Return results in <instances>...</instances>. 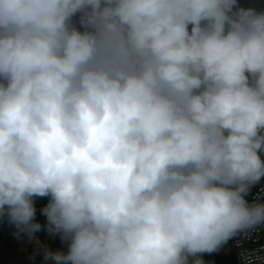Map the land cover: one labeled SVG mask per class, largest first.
I'll return each instance as SVG.
<instances>
[{
  "label": "clouds",
  "instance_id": "obj_1",
  "mask_svg": "<svg viewBox=\"0 0 264 264\" xmlns=\"http://www.w3.org/2000/svg\"><path fill=\"white\" fill-rule=\"evenodd\" d=\"M262 181L264 0H0V217L45 262L264 264Z\"/></svg>",
  "mask_w": 264,
  "mask_h": 264
},
{
  "label": "built area",
  "instance_id": "obj_2",
  "mask_svg": "<svg viewBox=\"0 0 264 264\" xmlns=\"http://www.w3.org/2000/svg\"><path fill=\"white\" fill-rule=\"evenodd\" d=\"M242 3L247 4L248 0H242ZM262 185H264V181H262ZM256 191L257 189H253V194H255ZM34 203L37 210L36 214H39L41 212L40 209L44 207L43 197H36ZM35 219L42 225L46 223L45 217L35 216ZM10 242L16 243L19 246L25 243L27 245V251L29 252L32 251V249L41 251L43 247L66 249V244L61 241L59 235H51L46 230L42 229L30 239L26 234H17L16 228L9 223L7 216H2L0 217V258L7 252ZM38 242L39 245L43 247H38ZM244 244L245 247L248 248L264 245V230H262L254 240H247ZM239 253L240 249L237 247L236 240L233 239L222 246L218 252L204 254L203 259L207 264H213V260L218 257H233L235 264H241Z\"/></svg>",
  "mask_w": 264,
  "mask_h": 264
},
{
  "label": "rangeland",
  "instance_id": "obj_3",
  "mask_svg": "<svg viewBox=\"0 0 264 264\" xmlns=\"http://www.w3.org/2000/svg\"><path fill=\"white\" fill-rule=\"evenodd\" d=\"M8 249L10 250L6 253L5 264H34L35 262L43 264V256H39V250L32 249L30 253H18L16 252L17 247L15 245H10ZM0 260V264L3 263Z\"/></svg>",
  "mask_w": 264,
  "mask_h": 264
},
{
  "label": "crops",
  "instance_id": "obj_4",
  "mask_svg": "<svg viewBox=\"0 0 264 264\" xmlns=\"http://www.w3.org/2000/svg\"><path fill=\"white\" fill-rule=\"evenodd\" d=\"M10 245H15L16 247H17V249H16V252H18V253H30L29 251H27V245L26 244H24V243H22L20 246L18 245V244H16V243H12V242H10L9 243ZM8 247H9V245H8ZM49 249H51V250H53V251H55V250H65L66 251V249H63V248H49ZM10 250L9 249H7V252L6 253H8ZM40 253H39V256H43V249L41 250V251H39ZM6 253L0 258V260L3 262L4 260H5V257H6ZM1 264H5L4 262L3 263H1ZM20 264V263H19ZM23 264V263H22ZM34 264H41V263H38V262H35ZM43 264H52V262L51 261H48V262H43Z\"/></svg>",
  "mask_w": 264,
  "mask_h": 264
},
{
  "label": "trees",
  "instance_id": "obj_5",
  "mask_svg": "<svg viewBox=\"0 0 264 264\" xmlns=\"http://www.w3.org/2000/svg\"><path fill=\"white\" fill-rule=\"evenodd\" d=\"M48 197H43V204L44 206L48 203ZM38 217H44L41 212L36 214ZM213 264H235L233 257H218L213 260Z\"/></svg>",
  "mask_w": 264,
  "mask_h": 264
},
{
  "label": "bare ground",
  "instance_id": "obj_6",
  "mask_svg": "<svg viewBox=\"0 0 264 264\" xmlns=\"http://www.w3.org/2000/svg\"><path fill=\"white\" fill-rule=\"evenodd\" d=\"M25 244V243H24Z\"/></svg>",
  "mask_w": 264,
  "mask_h": 264
}]
</instances>
